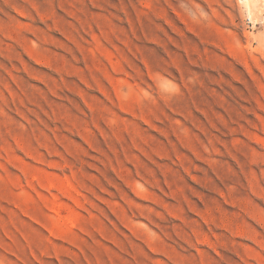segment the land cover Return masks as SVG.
<instances>
[{
    "label": "rangeland",
    "instance_id": "1",
    "mask_svg": "<svg viewBox=\"0 0 264 264\" xmlns=\"http://www.w3.org/2000/svg\"><path fill=\"white\" fill-rule=\"evenodd\" d=\"M0 0V264H264V0Z\"/></svg>",
    "mask_w": 264,
    "mask_h": 264
},
{
    "label": "bare ground",
    "instance_id": "2",
    "mask_svg": "<svg viewBox=\"0 0 264 264\" xmlns=\"http://www.w3.org/2000/svg\"><path fill=\"white\" fill-rule=\"evenodd\" d=\"M240 1H241V3H244L247 6V8L250 12H252L254 10L255 5H254L253 0H240Z\"/></svg>",
    "mask_w": 264,
    "mask_h": 264
}]
</instances>
